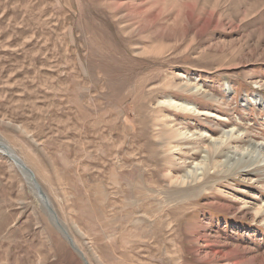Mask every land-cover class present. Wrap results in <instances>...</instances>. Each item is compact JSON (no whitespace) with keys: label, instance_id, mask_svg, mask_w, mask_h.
<instances>
[{"label":"rangeland","instance_id":"374dc122","mask_svg":"<svg viewBox=\"0 0 264 264\" xmlns=\"http://www.w3.org/2000/svg\"><path fill=\"white\" fill-rule=\"evenodd\" d=\"M182 125L264 142V0H0V141L88 264H264V163L183 184ZM4 153L0 264H84Z\"/></svg>","mask_w":264,"mask_h":264},{"label":"bare ground","instance_id":"6f19581e","mask_svg":"<svg viewBox=\"0 0 264 264\" xmlns=\"http://www.w3.org/2000/svg\"><path fill=\"white\" fill-rule=\"evenodd\" d=\"M179 87H183L184 89L186 88L187 90H197L198 88L197 86H193L191 82L181 84ZM162 102H164V105L166 107L175 109L177 111L178 109H181L183 111H186L187 113L192 114L202 113L204 111L196 108L195 104L191 102L185 100H176L174 97H166ZM169 121V123H172V120ZM169 128L172 131H176L173 138L178 139L177 144L170 147L171 151L179 154V151L183 149L184 144H180L181 142L179 141L189 140L186 146L189 148L191 153L194 156L200 155V158L192 163V165H190L191 163L189 164V161H184V159L181 161L183 163V166H181L183 167V172L177 177L176 180L180 181L183 184H188L191 181H195L198 178L203 177L206 173V168L209 166L220 168V170H224L229 173V171H236V169H240V167H248L254 163L259 162L264 163V142L249 141L248 143L246 142L242 144V140H240V138H238L236 135V132L240 131L239 128H237V130L235 131H233V127L230 129L226 128L225 130L221 131L220 134H218V137H213L212 135H209L202 130L197 132L193 128H188L186 125L179 126L178 129H174L171 126ZM203 132L205 133V135H203ZM204 136H208L209 138H204ZM196 143H201V145L197 146ZM0 152H5L7 153V155L15 156L16 158H18L14 154V152L2 141H0ZM221 152H223V155H220L221 157L218 162L212 163V160ZM17 168L30 184L36 197L42 204V199L38 195L37 189L34 187L30 176L24 173L18 166ZM50 221L54 224L51 219ZM64 238L66 239V236H64Z\"/></svg>","mask_w":264,"mask_h":264},{"label":"water","instance_id":"95a60500","mask_svg":"<svg viewBox=\"0 0 264 264\" xmlns=\"http://www.w3.org/2000/svg\"><path fill=\"white\" fill-rule=\"evenodd\" d=\"M4 154L9 159H11L16 164V166H18L24 173H26L27 175L30 176V179L32 180V182L34 184V187L37 189L38 195L42 199V204H43V207L46 209V212L48 213V217L54 222L55 226L58 227L57 229L60 231V233L63 236H66V239H67L68 243L79 253V255L81 256V258H82V260L84 262V264H88V262L86 261L85 257L82 255L81 250L78 249L74 245V242H73L72 238L70 237V235L66 231L65 227L60 223L56 212L54 211L52 206L49 204L48 198L45 195V193L42 191V188L40 187L38 182L36 181L34 173L32 172V170L30 168H28L23 162H21L15 156L7 155V153H4Z\"/></svg>","mask_w":264,"mask_h":264}]
</instances>
